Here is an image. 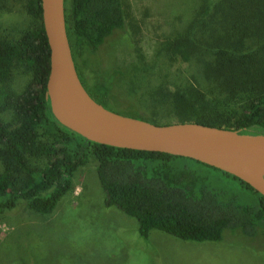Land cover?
<instances>
[{"label":"trees","instance_id":"16d2710c","mask_svg":"<svg viewBox=\"0 0 264 264\" xmlns=\"http://www.w3.org/2000/svg\"><path fill=\"white\" fill-rule=\"evenodd\" d=\"M17 1L30 24L17 37H0V220L20 202L36 214H52L75 191L78 170L94 158L106 206L135 218L145 239L157 230L186 242H221L228 231L255 238L264 229V196L242 178L188 158L93 143L61 125L47 100L51 50L42 0ZM191 2L186 28L162 41L157 56L164 64L190 63L193 75L170 85L155 62V82L145 87L146 70L130 74V84L138 85L130 90L144 88L148 111L126 116L158 126L264 132V0ZM125 26L122 0H66L81 84L114 114L107 103L112 79L89 84L78 58ZM16 71L29 78L21 92L12 85ZM18 262L27 264L24 256Z\"/></svg>","mask_w":264,"mask_h":264},{"label":"rangeland","instance_id":"374dc122","mask_svg":"<svg viewBox=\"0 0 264 264\" xmlns=\"http://www.w3.org/2000/svg\"><path fill=\"white\" fill-rule=\"evenodd\" d=\"M122 1L125 28L116 30L97 51H84L78 64L89 84L112 79L108 106L131 122L126 115L143 114L148 109L141 91L144 88L131 92L130 87L137 89L138 85L130 84L134 80L130 74L146 70L141 74L145 87L149 81L155 82L157 67L170 85L193 75L190 63L179 60L164 64V57L157 56L162 41L186 28L192 2ZM29 24L17 0H0L1 38L17 37ZM28 80L16 71L12 85L21 92ZM74 184L75 191L67 194L50 215L36 214L20 202L1 216L0 264H20L21 256L27 264H264V229L255 238L228 231L221 242H186L157 230L145 239L135 218L106 206L94 158L78 170Z\"/></svg>","mask_w":264,"mask_h":264},{"label":"water","instance_id":"95a60500","mask_svg":"<svg viewBox=\"0 0 264 264\" xmlns=\"http://www.w3.org/2000/svg\"><path fill=\"white\" fill-rule=\"evenodd\" d=\"M43 25L51 50L47 100L54 117L64 127L90 142L122 149L159 152L183 157L224 169L218 160L219 151L227 146L250 142L264 150V132L249 129H224L199 123H175L158 126L114 114L93 101L83 88L73 59L66 27V0H42ZM90 109L111 114L125 125L102 123L92 119L85 111ZM130 121V120H129ZM134 122L143 123L138 129ZM171 133L168 138L152 140L154 134ZM245 154L237 149L234 159ZM226 171V170H225ZM228 172V171H227ZM247 182V181H246ZM264 196V182L257 178L252 184Z\"/></svg>","mask_w":264,"mask_h":264},{"label":"bare ground","instance_id":"6f19581e","mask_svg":"<svg viewBox=\"0 0 264 264\" xmlns=\"http://www.w3.org/2000/svg\"><path fill=\"white\" fill-rule=\"evenodd\" d=\"M86 113L94 120L108 123L125 125L124 120H119L111 114L90 109L84 105ZM134 129L144 126L143 123L134 122L130 125ZM171 133L154 134L151 136L152 140H161L170 137ZM237 149L245 154L244 157L234 159L232 152ZM218 160L223 164V167L229 173L236 175L243 180L255 184L257 178L264 182V150L259 146L250 142H241L238 146H227L222 148L218 155Z\"/></svg>","mask_w":264,"mask_h":264}]
</instances>
